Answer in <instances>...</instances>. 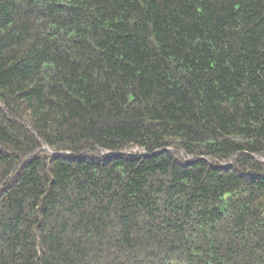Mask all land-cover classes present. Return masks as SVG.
Segmentation results:
<instances>
[{
	"label": "trees",
	"instance_id": "1",
	"mask_svg": "<svg viewBox=\"0 0 264 264\" xmlns=\"http://www.w3.org/2000/svg\"><path fill=\"white\" fill-rule=\"evenodd\" d=\"M0 264H264V0H0Z\"/></svg>",
	"mask_w": 264,
	"mask_h": 264
}]
</instances>
